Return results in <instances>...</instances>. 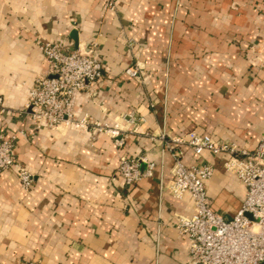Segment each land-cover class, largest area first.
Returning a JSON list of instances; mask_svg holds the SVG:
<instances>
[{
	"label": "crops",
	"instance_id": "0c3cea01",
	"mask_svg": "<svg viewBox=\"0 0 264 264\" xmlns=\"http://www.w3.org/2000/svg\"><path fill=\"white\" fill-rule=\"evenodd\" d=\"M44 43L93 48L106 68L77 97L84 127L37 126L27 109ZM0 101V135L33 177L25 189L17 171L0 174V264H187L172 220L196 206L166 187L165 142L196 132L252 151L264 138V0H0ZM178 148L186 166H213L211 207L233 218L246 187L226 156ZM123 156L153 163V176L128 187Z\"/></svg>",
	"mask_w": 264,
	"mask_h": 264
},
{
	"label": "built area",
	"instance_id": "2783aa9c",
	"mask_svg": "<svg viewBox=\"0 0 264 264\" xmlns=\"http://www.w3.org/2000/svg\"><path fill=\"white\" fill-rule=\"evenodd\" d=\"M110 7L114 8V5ZM41 50L47 59L48 69L44 76L36 80L30 91L27 109L32 119L37 126L45 123L51 129L62 123L84 127L87 122H74L76 100L80 93L90 90L93 83L102 80L106 69L104 64L95 56L93 48L70 51L59 43H44ZM125 73L139 78L140 70L138 67H129ZM129 121L136 123L133 115L129 116ZM98 128L102 129L100 125ZM110 132L117 138L120 136L118 128ZM115 143L122 146L124 140L119 138ZM165 144L167 149L174 150L175 160L172 180L166 187L176 198L189 194L196 206L193 216L176 215L172 220L179 234L189 239L187 264H263L264 138L252 151L234 143L216 142L196 132ZM183 144L190 146L197 155L209 151L215 156H226L223 163L225 170L235 174L246 187L242 207L230 220L211 207L206 182L214 174L213 166H186L182 161L183 151L178 148ZM144 161V158H120L118 173L128 187L153 176L154 164L148 162L147 169L143 171ZM7 170L17 171L25 189L32 187V175L15 157L14 138L0 135V174Z\"/></svg>",
	"mask_w": 264,
	"mask_h": 264
},
{
	"label": "water",
	"instance_id": "95a60500",
	"mask_svg": "<svg viewBox=\"0 0 264 264\" xmlns=\"http://www.w3.org/2000/svg\"><path fill=\"white\" fill-rule=\"evenodd\" d=\"M247 216H248L249 218H251V215L247 214Z\"/></svg>",
	"mask_w": 264,
	"mask_h": 264
}]
</instances>
